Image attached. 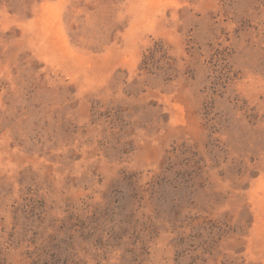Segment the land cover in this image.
Segmentation results:
<instances>
[{"label": "rangeland", "instance_id": "obj_1", "mask_svg": "<svg viewBox=\"0 0 264 264\" xmlns=\"http://www.w3.org/2000/svg\"><path fill=\"white\" fill-rule=\"evenodd\" d=\"M264 264V0H0V264Z\"/></svg>", "mask_w": 264, "mask_h": 264}, {"label": "trees", "instance_id": "obj_2", "mask_svg": "<svg viewBox=\"0 0 264 264\" xmlns=\"http://www.w3.org/2000/svg\"><path fill=\"white\" fill-rule=\"evenodd\" d=\"M50 264H61L60 261L58 259H55L54 261H52Z\"/></svg>", "mask_w": 264, "mask_h": 264}]
</instances>
